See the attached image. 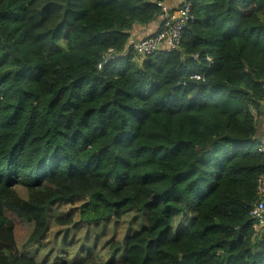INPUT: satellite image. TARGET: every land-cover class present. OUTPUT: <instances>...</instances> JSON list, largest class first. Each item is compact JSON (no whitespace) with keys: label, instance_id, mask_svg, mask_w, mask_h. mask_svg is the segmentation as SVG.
<instances>
[{"label":"trees","instance_id":"obj_1","mask_svg":"<svg viewBox=\"0 0 264 264\" xmlns=\"http://www.w3.org/2000/svg\"><path fill=\"white\" fill-rule=\"evenodd\" d=\"M164 1L0 0V264H50L6 212L28 248L77 202L86 226L143 219L103 264H264V0H186L178 48L137 64L130 32Z\"/></svg>","mask_w":264,"mask_h":264},{"label":"rangeland","instance_id":"obj_2","mask_svg":"<svg viewBox=\"0 0 264 264\" xmlns=\"http://www.w3.org/2000/svg\"><path fill=\"white\" fill-rule=\"evenodd\" d=\"M131 40L128 45H131ZM134 61L139 64L141 60L135 57ZM259 125L264 127V112L258 120L257 126ZM15 194L22 200L28 199L27 192L21 187L15 189ZM80 204L81 202H77L71 205H55L51 207L47 231L40 241L31 244L28 248H24V245L33 230V225L27 223L15 213L6 212V216L14 225V238L19 252L35 257L38 263L44 260L52 264L56 261H71L75 257L78 259L84 258L85 253L89 251L90 259H88L87 264H91V262L103 264L110 259L112 252L110 247L114 243H120L127 234L128 229L132 230L143 224L142 217L133 220L131 218L133 213H131L120 221L110 220L102 223L104 225L103 228H101V224L97 227L86 226L78 218V207ZM67 215L72 217V224L70 225L60 224L56 220L59 218L60 220H65L63 217ZM257 232H260V230H256V234ZM89 248L92 250H88Z\"/></svg>","mask_w":264,"mask_h":264},{"label":"built area","instance_id":"obj_3","mask_svg":"<svg viewBox=\"0 0 264 264\" xmlns=\"http://www.w3.org/2000/svg\"><path fill=\"white\" fill-rule=\"evenodd\" d=\"M158 6L161 8V13L158 16L160 20L158 30L148 37L131 42L133 51L139 57L176 49L180 43L182 31L192 19L189 4L187 3L175 7H168L164 3H160ZM112 53L109 50L104 54L103 62L113 57ZM98 68H101V64L98 65ZM195 78L199 79L198 76ZM256 152L264 154V139L257 143ZM257 195L258 199L250 211V217L255 221L254 230L262 232L264 228V200L262 199L264 197V175L258 179Z\"/></svg>","mask_w":264,"mask_h":264},{"label":"crops","instance_id":"obj_4","mask_svg":"<svg viewBox=\"0 0 264 264\" xmlns=\"http://www.w3.org/2000/svg\"><path fill=\"white\" fill-rule=\"evenodd\" d=\"M186 0H165L164 4L168 7H175L177 5H180L182 2H185ZM160 25V20L157 18L150 24L146 26H141L138 24H135L130 32V39H138V38H143L150 36L154 34ZM264 112V104L261 108V113L263 114ZM258 137H264V127L258 126Z\"/></svg>","mask_w":264,"mask_h":264},{"label":"clouds","instance_id":"obj_5","mask_svg":"<svg viewBox=\"0 0 264 264\" xmlns=\"http://www.w3.org/2000/svg\"><path fill=\"white\" fill-rule=\"evenodd\" d=\"M183 3H186V2H182L181 4H183ZM181 4H180V5H181ZM177 6H178V5H177ZM157 18H158V17H157ZM147 37H148V36H147ZM143 38H144V37H143ZM138 39H140V38H138ZM133 40H136V39H132L131 41H133ZM129 41H130V39H129ZM130 46H131V45H130ZM177 48H178V47H177ZM177 48H176V49H177ZM131 50H133V49H132V46H131ZM172 51H173V50H172ZM161 52H162V51H161ZM165 52H170V51H165ZM158 53H160V52H158ZM135 54H136V53H135ZM154 54H155V53H154ZM136 56H137V54H136ZM148 56H149V55H148ZM137 57H138L141 61H142L143 58H144V57H139V56H137ZM145 57H146V56H145ZM141 61H140V62H141ZM98 69H101V68H98ZM263 103H264V102H263ZM255 232H256V231H255Z\"/></svg>","mask_w":264,"mask_h":264}]
</instances>
